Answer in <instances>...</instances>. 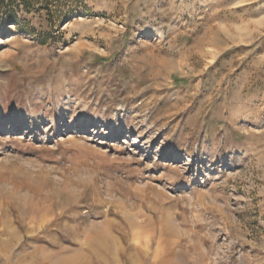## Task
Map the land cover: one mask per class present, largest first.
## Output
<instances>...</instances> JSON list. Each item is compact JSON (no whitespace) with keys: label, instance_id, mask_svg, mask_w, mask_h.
Instances as JSON below:
<instances>
[{"label":"rangeland","instance_id":"rangeland-1","mask_svg":"<svg viewBox=\"0 0 264 264\" xmlns=\"http://www.w3.org/2000/svg\"><path fill=\"white\" fill-rule=\"evenodd\" d=\"M0 264H264V0H0Z\"/></svg>","mask_w":264,"mask_h":264}]
</instances>
